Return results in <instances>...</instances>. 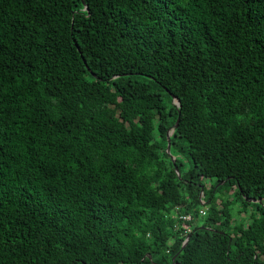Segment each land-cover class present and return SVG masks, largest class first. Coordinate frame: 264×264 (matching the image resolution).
<instances>
[{
    "label": "trees",
    "instance_id": "obj_1",
    "mask_svg": "<svg viewBox=\"0 0 264 264\" xmlns=\"http://www.w3.org/2000/svg\"><path fill=\"white\" fill-rule=\"evenodd\" d=\"M0 264H264V0H0Z\"/></svg>",
    "mask_w": 264,
    "mask_h": 264
},
{
    "label": "water",
    "instance_id": "obj_2",
    "mask_svg": "<svg viewBox=\"0 0 264 264\" xmlns=\"http://www.w3.org/2000/svg\"><path fill=\"white\" fill-rule=\"evenodd\" d=\"M171 97H172V103H173V105H176L177 107H179V100L176 99V98L173 97V96H171ZM178 121H179V119L177 118V120H176L174 126H173V127L171 128V130H170L169 132H167V134H166V138H167L166 152H167V154L170 156V159H171L173 165H174L175 163H174V157H172V156L170 155V144H169V139H170V138H169V137H170V135L172 134L174 128H176V126H177V124H178ZM176 171H177V170H176ZM249 201H250V202H255L254 200H249Z\"/></svg>",
    "mask_w": 264,
    "mask_h": 264
},
{
    "label": "rangeland",
    "instance_id": "obj_3",
    "mask_svg": "<svg viewBox=\"0 0 264 264\" xmlns=\"http://www.w3.org/2000/svg\"><path fill=\"white\" fill-rule=\"evenodd\" d=\"M205 183H206V187H207V185H210L211 182L206 180ZM233 209L235 210L236 207H233ZM203 221H204V218H199V219L195 220L194 225L201 226ZM232 225H233V221L229 223V227H231Z\"/></svg>",
    "mask_w": 264,
    "mask_h": 264
},
{
    "label": "built area",
    "instance_id": "obj_4",
    "mask_svg": "<svg viewBox=\"0 0 264 264\" xmlns=\"http://www.w3.org/2000/svg\"><path fill=\"white\" fill-rule=\"evenodd\" d=\"M198 213H199L200 216L205 215V212L203 210H200ZM180 219L182 221L188 222V221L191 220V215H188V214L187 215H182V216H180Z\"/></svg>",
    "mask_w": 264,
    "mask_h": 264
}]
</instances>
